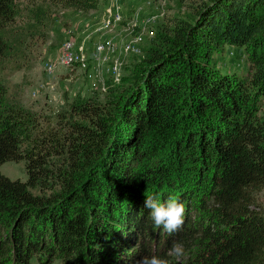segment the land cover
Returning <instances> with one entry per match:
<instances>
[{
	"label": "trees",
	"instance_id": "1",
	"mask_svg": "<svg viewBox=\"0 0 264 264\" xmlns=\"http://www.w3.org/2000/svg\"><path fill=\"white\" fill-rule=\"evenodd\" d=\"M17 1L0 0V60ZM43 1L88 13L102 0ZM195 14L156 36L110 103L43 116L8 105L0 84V168L26 173L0 172V264H177L174 242L179 264H264V0ZM220 44L243 49L252 74L215 66ZM146 196L184 203L182 228L155 229Z\"/></svg>",
	"mask_w": 264,
	"mask_h": 264
},
{
	"label": "rangeland",
	"instance_id": "2",
	"mask_svg": "<svg viewBox=\"0 0 264 264\" xmlns=\"http://www.w3.org/2000/svg\"><path fill=\"white\" fill-rule=\"evenodd\" d=\"M206 2L102 0L94 13H82L50 1H17L14 21L1 31L8 46L0 60V84L7 90L6 103L43 116L67 112L72 105L84 101L110 103L114 94L109 90L121 88L122 79L145 58L156 36L194 18L196 10ZM115 15L119 19L114 21ZM96 22L100 24L93 25ZM138 36L141 40L136 42ZM66 41H71L78 55L86 60L93 78H86L78 69L56 64ZM98 44H104L105 50L97 52ZM211 59L227 73L253 72L241 48L220 44ZM54 64L53 73L48 75L46 66ZM258 110L264 117V95L259 99ZM0 172L12 180L26 178L23 162L4 164ZM253 200L256 209L264 214V188Z\"/></svg>",
	"mask_w": 264,
	"mask_h": 264
},
{
	"label": "clouds",
	"instance_id": "3",
	"mask_svg": "<svg viewBox=\"0 0 264 264\" xmlns=\"http://www.w3.org/2000/svg\"><path fill=\"white\" fill-rule=\"evenodd\" d=\"M144 207L149 209L150 217L155 229L163 230L171 235L179 231L185 222L186 207L174 197L161 202L159 197L146 196ZM169 255L174 257L177 264L186 256V250L181 243L174 242ZM137 264H169V261L156 255L142 257Z\"/></svg>",
	"mask_w": 264,
	"mask_h": 264
},
{
	"label": "built area",
	"instance_id": "4",
	"mask_svg": "<svg viewBox=\"0 0 264 264\" xmlns=\"http://www.w3.org/2000/svg\"><path fill=\"white\" fill-rule=\"evenodd\" d=\"M118 17V15H115L114 21L118 20ZM134 40L138 42L141 40V37L138 36ZM104 50V44L96 45L97 52H102ZM56 64L66 68H76L83 72L86 78H93L92 74H90L89 69L87 67L86 60L82 56L78 55L77 51L75 50V46L71 41H66V43L63 45V48L61 49V52L59 53L58 58L56 59ZM53 67H55V64L46 66L45 72L48 75H51L53 73ZM114 70L116 71V68H114Z\"/></svg>",
	"mask_w": 264,
	"mask_h": 264
},
{
	"label": "crops",
	"instance_id": "5",
	"mask_svg": "<svg viewBox=\"0 0 264 264\" xmlns=\"http://www.w3.org/2000/svg\"><path fill=\"white\" fill-rule=\"evenodd\" d=\"M134 5V4H133ZM96 11V10H95ZM95 11H90V12H92V13H94ZM100 22H101V19L99 20ZM100 22H96V23H94L93 25H96V26H98L99 24H100ZM92 25V26H93ZM98 29H99V27H98Z\"/></svg>",
	"mask_w": 264,
	"mask_h": 264
}]
</instances>
